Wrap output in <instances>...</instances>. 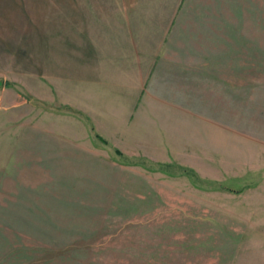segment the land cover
<instances>
[{"label": "rangeland", "instance_id": "1", "mask_svg": "<svg viewBox=\"0 0 264 264\" xmlns=\"http://www.w3.org/2000/svg\"><path fill=\"white\" fill-rule=\"evenodd\" d=\"M180 2L0 0V264H264V79L217 159L149 158L85 116V14L99 33Z\"/></svg>", "mask_w": 264, "mask_h": 264}, {"label": "crops", "instance_id": "2", "mask_svg": "<svg viewBox=\"0 0 264 264\" xmlns=\"http://www.w3.org/2000/svg\"><path fill=\"white\" fill-rule=\"evenodd\" d=\"M116 10L99 33L85 14V116L153 159L235 152L237 111L264 79V0H181L139 23Z\"/></svg>", "mask_w": 264, "mask_h": 264}]
</instances>
